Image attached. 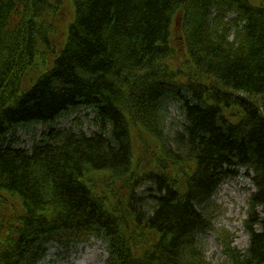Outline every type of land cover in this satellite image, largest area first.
I'll return each mask as SVG.
<instances>
[{
    "label": "trees",
    "instance_id": "trees-1",
    "mask_svg": "<svg viewBox=\"0 0 264 264\" xmlns=\"http://www.w3.org/2000/svg\"><path fill=\"white\" fill-rule=\"evenodd\" d=\"M79 109L90 136L54 127ZM40 124L31 152L7 139ZM239 169L249 247L224 254L264 264V0H0V264L92 237L105 264H213L200 236Z\"/></svg>",
    "mask_w": 264,
    "mask_h": 264
},
{
    "label": "rangeland",
    "instance_id": "rangeland-1",
    "mask_svg": "<svg viewBox=\"0 0 264 264\" xmlns=\"http://www.w3.org/2000/svg\"><path fill=\"white\" fill-rule=\"evenodd\" d=\"M71 17L72 13L65 11L64 16L59 18L61 22L68 23ZM91 119L92 116H88L87 111H78L69 117L61 118L57 125L62 128L73 127L74 130L89 135L95 129ZM166 121L171 132L180 129L183 113L179 104L169 105ZM44 129L42 126L19 129L15 136L20 140L18 146L31 151L34 144L42 139ZM136 133V130H133L134 140L137 139ZM145 188L148 189L149 186ZM254 191L255 187L247 172L240 169L236 171L235 176L222 184L215 195L214 206L210 209L213 230L200 236L206 257L213 264H228L222 245L223 236L227 237V233L233 239L235 247L242 251L248 248L249 236L244 231L243 223L247 218L248 202ZM47 249L46 256L39 264H105L108 257L106 245L95 238L86 243H75L68 248L51 243Z\"/></svg>",
    "mask_w": 264,
    "mask_h": 264
}]
</instances>
